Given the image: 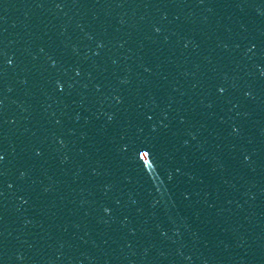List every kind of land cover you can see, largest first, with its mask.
<instances>
[{"label": "water", "instance_id": "95a60500", "mask_svg": "<svg viewBox=\"0 0 264 264\" xmlns=\"http://www.w3.org/2000/svg\"><path fill=\"white\" fill-rule=\"evenodd\" d=\"M0 264H264V0H0Z\"/></svg>", "mask_w": 264, "mask_h": 264}]
</instances>
